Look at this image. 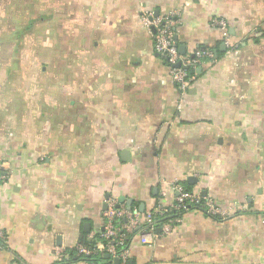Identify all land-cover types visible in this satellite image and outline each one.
Masks as SVG:
<instances>
[{
  "label": "crops",
  "instance_id": "0c3cea01",
  "mask_svg": "<svg viewBox=\"0 0 264 264\" xmlns=\"http://www.w3.org/2000/svg\"><path fill=\"white\" fill-rule=\"evenodd\" d=\"M143 8L215 54L181 110ZM0 161V264H83L109 200L149 212L176 184L244 210L137 234L127 264H264V0H0Z\"/></svg>",
  "mask_w": 264,
  "mask_h": 264
},
{
  "label": "built area",
  "instance_id": "2783aa9c",
  "mask_svg": "<svg viewBox=\"0 0 264 264\" xmlns=\"http://www.w3.org/2000/svg\"><path fill=\"white\" fill-rule=\"evenodd\" d=\"M180 17V14L176 12L157 15L153 10L143 8L140 19L142 26L154 40L155 52L166 63L169 76L179 91L178 108L181 110L187 93L197 79L195 71L210 62H215V54L207 49L196 50L191 55L181 54L176 40L177 29L182 24ZM212 26L224 30L225 38H227L225 45L232 46L227 36L226 21L214 19ZM3 168L4 165L0 161V182L6 179ZM173 188L178 193L176 202L170 206H158L149 212H141L137 207H127L125 203H119L118 200H109L104 213L105 225L103 232L99 235V243L93 250L83 244L80 245L77 248V256L107 254L110 256V261L103 264H113L114 259H119L120 264H127L129 247L121 251L118 249L123 246L128 237L139 234L148 242L155 237L157 229H161L164 235L171 234L173 227L180 222V217H169L171 214L182 212L187 206H203L202 212L219 219L229 218L232 214L241 213L244 210L236 204L227 207L218 206L212 200L201 196L200 193L188 191L180 184H176ZM156 219L163 220V222L160 225L156 224ZM0 239L5 240V234L2 232H0ZM58 255L60 258L66 257L62 251H59ZM82 263L96 264L87 260Z\"/></svg>",
  "mask_w": 264,
  "mask_h": 264
},
{
  "label": "trees",
  "instance_id": "16d2710c",
  "mask_svg": "<svg viewBox=\"0 0 264 264\" xmlns=\"http://www.w3.org/2000/svg\"><path fill=\"white\" fill-rule=\"evenodd\" d=\"M36 22V19L34 18L33 20H31L30 22V25H28L27 28H25L24 30V33L22 35L20 34H15V37H16V41L19 40L20 42L21 41H24V39H28L29 42L31 41H35L36 39V33L32 31V28H33V24ZM35 25V24H34ZM17 52V51H16ZM221 56V55H220ZM195 73H197V71H195ZM187 190L190 191L191 189L189 187H187ZM200 210V211H203V206H187L186 208H184L182 210V212L178 213V214H171V216L169 218H172V217H181L183 215V213L185 212H188V211H191V210ZM122 222H124L122 220ZM163 222V220H160V219H156L155 220V223L156 224H161ZM134 235L130 236L127 238V240L124 242L123 246L119 247V251L123 250L124 248H128L132 239H133ZM99 238L95 239V240H86L84 241L83 243V246L87 247V248H90L91 250L95 249L97 244L99 243ZM106 255L107 254H99V255H94V256H76L77 260L82 262V261H90V262H95L96 264H103L104 262L106 261H110V259H107L106 258ZM63 262V261H62ZM114 264V262H113Z\"/></svg>",
  "mask_w": 264,
  "mask_h": 264
},
{
  "label": "water",
  "instance_id": "95a60500",
  "mask_svg": "<svg viewBox=\"0 0 264 264\" xmlns=\"http://www.w3.org/2000/svg\"><path fill=\"white\" fill-rule=\"evenodd\" d=\"M158 13V12H157ZM156 13V14H157ZM158 15V14H157ZM184 47H181L180 48V52L183 54V53H185L184 52ZM221 50H223V51H225V47L223 46L222 48H221ZM125 154L127 155V152H125ZM191 181V180H190ZM192 182V181H191ZM205 195V194H204ZM128 205H129V207H131L132 206V201H129V203H128ZM105 209H107V207L105 208ZM106 258L107 259H110V256L109 255H106ZM114 264H120V262H119V259H114ZM128 264H132L131 262H129Z\"/></svg>",
  "mask_w": 264,
  "mask_h": 264
}]
</instances>
